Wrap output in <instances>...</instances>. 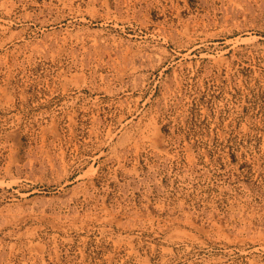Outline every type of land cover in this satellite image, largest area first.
Returning a JSON list of instances; mask_svg holds the SVG:
<instances>
[{
  "label": "rangeland",
  "instance_id": "374dc122",
  "mask_svg": "<svg viewBox=\"0 0 264 264\" xmlns=\"http://www.w3.org/2000/svg\"><path fill=\"white\" fill-rule=\"evenodd\" d=\"M27 12L98 41L42 49ZM0 28V264H264V0H0Z\"/></svg>",
  "mask_w": 264,
  "mask_h": 264
},
{
  "label": "bare ground",
  "instance_id": "6f19581e",
  "mask_svg": "<svg viewBox=\"0 0 264 264\" xmlns=\"http://www.w3.org/2000/svg\"><path fill=\"white\" fill-rule=\"evenodd\" d=\"M7 14L11 17V8L7 9ZM12 19L15 21L13 22L14 24L18 23V25L22 26L23 34L26 33V35L38 38V45H41L42 49L59 46L70 47L79 43H88L89 41L92 44H96L99 37V35L90 30H80L79 20L72 19L65 14L55 16L51 14L48 16L45 13L27 12ZM24 37L25 35H23Z\"/></svg>",
  "mask_w": 264,
  "mask_h": 264
}]
</instances>
